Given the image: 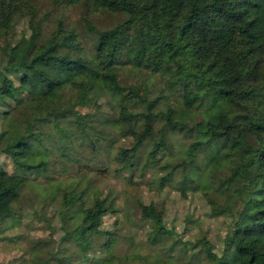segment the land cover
I'll return each mask as SVG.
<instances>
[{"label":"trees","instance_id":"trees-1","mask_svg":"<svg viewBox=\"0 0 264 264\" xmlns=\"http://www.w3.org/2000/svg\"><path fill=\"white\" fill-rule=\"evenodd\" d=\"M82 1L90 13L106 9L124 15L104 28L88 22L93 39L88 49L61 15L43 35L45 16L36 17L34 0H0V104L12 103L0 112V153L14 166L13 171L0 166V218L14 213L28 180L25 172L45 167L46 161L33 156L26 140L33 124L84 103L89 86L98 80L112 95L127 89L133 97L118 108L115 119L121 132L130 135L129 145L118 150V155L135 156L129 167L136 165L140 147L155 134L143 165L159 172L153 181L158 186L178 181L174 186L183 193L201 189L213 213L230 216L220 254L204 236L183 241L189 245L182 249L202 253L207 264H264V0H50L56 6ZM20 16H27L30 34L14 62L10 29ZM124 49L137 64L167 75L174 101L157 107L162 101L148 97L146 88L119 82ZM40 62L87 73L88 79H53ZM31 71L37 73L38 89L23 91L14 78L26 83ZM177 133L188 141L174 151ZM84 177L67 182L59 210L62 240L74 239L81 246L87 232L116 233L101 228L103 215L116 209V194L113 189L104 194L92 190V181ZM136 205L149 243L171 235L162 208L140 199ZM151 257L153 264L176 262L171 253L154 252ZM54 258V250H48L36 264H54ZM60 259L75 263L70 254Z\"/></svg>","mask_w":264,"mask_h":264},{"label":"rangeland","instance_id":"rangeland-1","mask_svg":"<svg viewBox=\"0 0 264 264\" xmlns=\"http://www.w3.org/2000/svg\"><path fill=\"white\" fill-rule=\"evenodd\" d=\"M34 2L37 6L36 17L45 16L43 35L49 34L56 23L55 19L61 15L66 27L79 31V38L86 49L93 41L86 25L88 22L104 28L124 16L122 12L106 9H96L90 13L83 1L67 6L53 5L50 0ZM29 34L27 16L16 17L10 29L12 61L20 59ZM87 39L92 40L86 42ZM3 41L0 33V45ZM119 57L120 83L146 88L148 97L158 96L162 101L157 103V107H164L166 101H174L167 75L137 64V60L125 49ZM39 65L56 80L67 78L86 83L88 79L87 73H69L61 64L40 62ZM29 76L26 83L14 78L15 84L23 87V91L38 89L37 73L31 71ZM132 101L133 97L127 89L112 95L102 87L100 81L94 80L84 103L73 105L64 114L51 115L33 124L26 140L32 145L33 156L46 161L45 167L25 172L28 180L20 190L14 213L0 218V264H36L48 256V250L55 252L54 264H68L59 257L69 254L74 264H153L155 257H151V254L154 252L173 254L176 260L174 264H207L202 253L194 254L193 248L182 249L184 245H189V242L183 244V241L201 236L210 241L216 253L222 252L230 216L213 213L201 189L187 188L183 193L174 186L180 184L178 181L174 185L158 186L153 179L159 172L150 165L143 166L155 134L140 147L136 165H128L130 159H135L132 153L118 155L122 146L129 145L130 135L121 132L115 119L118 108ZM11 105V102L4 106L0 104V112ZM173 141L176 146L174 151H177V145L188 140L177 133ZM0 166L8 171L14 169L11 158L5 153H0ZM79 175L92 181V190L104 194L113 189L116 194V209L106 212L101 224L102 229L115 230L116 233L87 232L83 246L74 239L62 240L63 228L59 215L63 190L70 179ZM139 199L153 201L163 209L164 222L172 230L170 236L157 243L148 242L147 226L142 223L136 205ZM170 244H173V248L169 250L167 247ZM96 259L99 260L97 263L94 262Z\"/></svg>","mask_w":264,"mask_h":264}]
</instances>
